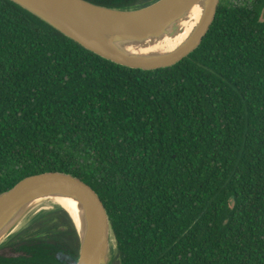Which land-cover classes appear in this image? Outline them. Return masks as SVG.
<instances>
[{"label": "trees", "instance_id": "16d2710c", "mask_svg": "<svg viewBox=\"0 0 264 264\" xmlns=\"http://www.w3.org/2000/svg\"><path fill=\"white\" fill-rule=\"evenodd\" d=\"M49 172L99 195L112 264H264V0H220L199 47L156 70L0 0V195ZM78 251L57 209L1 247L0 264H77Z\"/></svg>", "mask_w": 264, "mask_h": 264}, {"label": "water", "instance_id": "95a60500", "mask_svg": "<svg viewBox=\"0 0 264 264\" xmlns=\"http://www.w3.org/2000/svg\"><path fill=\"white\" fill-rule=\"evenodd\" d=\"M87 50L129 68L174 66L199 47L220 0H157L130 9L87 0H11ZM52 205L72 220L79 237L77 264H112L111 221L94 189L71 174L27 177L0 195V248ZM45 213V212H44ZM116 255V254H115Z\"/></svg>", "mask_w": 264, "mask_h": 264}, {"label": "bare ground", "instance_id": "6f19581e", "mask_svg": "<svg viewBox=\"0 0 264 264\" xmlns=\"http://www.w3.org/2000/svg\"><path fill=\"white\" fill-rule=\"evenodd\" d=\"M52 208V205H46L45 207H40L37 212H39L38 214H42L44 212H48L50 211ZM116 254V244L115 241L113 240L110 244V259H112L113 257H115Z\"/></svg>", "mask_w": 264, "mask_h": 264}, {"label": "rangeland", "instance_id": "374dc122", "mask_svg": "<svg viewBox=\"0 0 264 264\" xmlns=\"http://www.w3.org/2000/svg\"><path fill=\"white\" fill-rule=\"evenodd\" d=\"M228 1L231 2L232 4H243L247 2V0H228Z\"/></svg>", "mask_w": 264, "mask_h": 264}]
</instances>
